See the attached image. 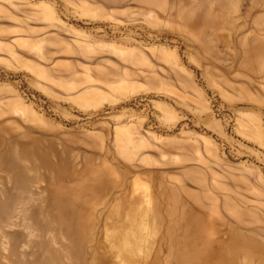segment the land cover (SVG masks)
<instances>
[{"label":"rangeland","instance_id":"rangeland-1","mask_svg":"<svg viewBox=\"0 0 264 264\" xmlns=\"http://www.w3.org/2000/svg\"><path fill=\"white\" fill-rule=\"evenodd\" d=\"M0 264H264V0H0Z\"/></svg>","mask_w":264,"mask_h":264},{"label":"bare ground","instance_id":"bare-ground-1","mask_svg":"<svg viewBox=\"0 0 264 264\" xmlns=\"http://www.w3.org/2000/svg\"><path fill=\"white\" fill-rule=\"evenodd\" d=\"M146 254V253H145Z\"/></svg>","mask_w":264,"mask_h":264}]
</instances>
